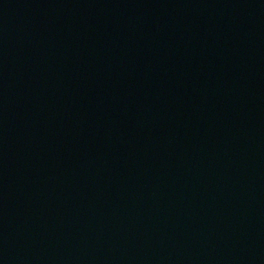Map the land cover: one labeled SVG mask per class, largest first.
Here are the masks:
<instances>
[{
	"label": "water",
	"instance_id": "1",
	"mask_svg": "<svg viewBox=\"0 0 264 264\" xmlns=\"http://www.w3.org/2000/svg\"><path fill=\"white\" fill-rule=\"evenodd\" d=\"M0 264H264V0H0Z\"/></svg>",
	"mask_w": 264,
	"mask_h": 264
}]
</instances>
